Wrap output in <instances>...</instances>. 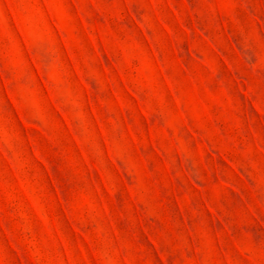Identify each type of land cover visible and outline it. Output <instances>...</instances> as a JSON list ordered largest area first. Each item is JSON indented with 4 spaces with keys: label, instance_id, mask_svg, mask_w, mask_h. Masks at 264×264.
Here are the masks:
<instances>
[{
    "label": "rangeland",
    "instance_id": "obj_1",
    "mask_svg": "<svg viewBox=\"0 0 264 264\" xmlns=\"http://www.w3.org/2000/svg\"><path fill=\"white\" fill-rule=\"evenodd\" d=\"M0 264H264V0H0Z\"/></svg>",
    "mask_w": 264,
    "mask_h": 264
}]
</instances>
